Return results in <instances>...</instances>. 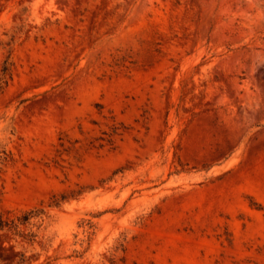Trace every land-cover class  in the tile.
<instances>
[{
	"label": "rangeland",
	"instance_id": "374dc122",
	"mask_svg": "<svg viewBox=\"0 0 264 264\" xmlns=\"http://www.w3.org/2000/svg\"><path fill=\"white\" fill-rule=\"evenodd\" d=\"M0 220V264H264V0H0Z\"/></svg>",
	"mask_w": 264,
	"mask_h": 264
},
{
	"label": "trees",
	"instance_id": "16d2710c",
	"mask_svg": "<svg viewBox=\"0 0 264 264\" xmlns=\"http://www.w3.org/2000/svg\"><path fill=\"white\" fill-rule=\"evenodd\" d=\"M28 216H29V214H27L25 216V218H24L25 221L28 219ZM2 228H3V222L0 220V229H2Z\"/></svg>",
	"mask_w": 264,
	"mask_h": 264
}]
</instances>
